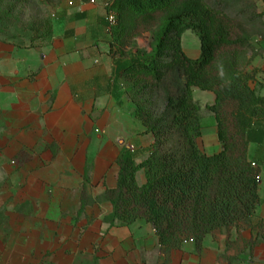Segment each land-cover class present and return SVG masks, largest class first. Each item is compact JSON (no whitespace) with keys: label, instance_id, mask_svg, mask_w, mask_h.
I'll return each mask as SVG.
<instances>
[{"label":"crops","instance_id":"obj_1","mask_svg":"<svg viewBox=\"0 0 264 264\" xmlns=\"http://www.w3.org/2000/svg\"><path fill=\"white\" fill-rule=\"evenodd\" d=\"M107 2L65 0L51 44L0 40V264H264V230L244 231L257 244L229 258L226 241L211 234L201 248L186 241L167 253L146 220L105 221L114 207L103 195L118 185V157L132 150L142 162L154 141L116 80ZM253 43L251 86L264 96V37ZM196 91V101L209 98ZM202 123V150L214 134L220 152L214 115ZM249 157L262 169L257 225L264 220V121ZM137 179L144 184L143 171ZM238 236L233 231L231 241Z\"/></svg>","mask_w":264,"mask_h":264},{"label":"trees","instance_id":"obj_2","mask_svg":"<svg viewBox=\"0 0 264 264\" xmlns=\"http://www.w3.org/2000/svg\"><path fill=\"white\" fill-rule=\"evenodd\" d=\"M34 1L0 0V40L18 47L51 44V17L29 15L25 21ZM38 1L51 5L56 0ZM110 3L108 11L117 17L109 40L116 80L128 85L125 92L135 115L154 141L145 149L149 156L142 162H137L132 150L125 149L118 157V185L103 195L114 207L105 221L120 227L146 220L155 227L167 253L190 240L201 248L211 234L217 241H226L227 257H239L257 244L242 233L264 230V220L253 223L262 202V169L249 157L254 129L264 121V96L251 86L257 71L248 69L255 50L248 26L228 12V0ZM263 16L264 12L251 14V20ZM190 30L201 41L197 59L183 46ZM146 33L154 37L152 52L135 51L137 38ZM22 36L31 45L14 41ZM38 40L46 44H35ZM195 89L216 96L207 107L217 121L222 143L218 153L207 154L200 146L203 123ZM158 98L162 101L159 109ZM140 171L143 185L137 179ZM235 230L239 236L233 242Z\"/></svg>","mask_w":264,"mask_h":264},{"label":"rangeland","instance_id":"obj_3","mask_svg":"<svg viewBox=\"0 0 264 264\" xmlns=\"http://www.w3.org/2000/svg\"><path fill=\"white\" fill-rule=\"evenodd\" d=\"M230 2L228 6V12L233 14L234 16H238L241 21H244L249 28L250 33L252 34L253 39L257 37H264V31H262V27L264 25V16L256 17L251 20V14H259L264 12V0H228ZM211 2H215V0H211ZM65 4V0H56L51 5L41 4L38 0H35L31 3L27 10V16L25 21H28L27 17L31 16H48L53 19V23H58L59 14L62 11V7ZM23 25V24H22ZM20 26L22 29L23 26ZM17 33H22V31H17ZM16 43L24 44L25 46L31 45V43L22 37L14 39ZM24 41V43H23ZM153 41L154 37L151 33H146L141 37H138L136 40V48L135 51L141 49L146 53H151L153 50ZM35 44H46L41 40L35 42ZM183 46L187 54L197 59L201 56V41L199 37L193 31H188L183 37ZM111 48V45H110ZM174 84V83H172ZM128 85H124L127 87ZM196 93H203L202 90L197 89ZM209 98L201 97L200 106H201V117L202 119L208 120L211 112L209 111L207 104L208 102H214L215 95L212 92H206ZM129 97V96H128ZM130 99V98H129ZM158 106L157 108H161V98H158V101L155 102ZM219 141L217 139V135L209 134L207 135L205 142L203 144V150L210 154H215L219 151ZM135 155V153H133Z\"/></svg>","mask_w":264,"mask_h":264},{"label":"built area","instance_id":"obj_4","mask_svg":"<svg viewBox=\"0 0 264 264\" xmlns=\"http://www.w3.org/2000/svg\"><path fill=\"white\" fill-rule=\"evenodd\" d=\"M110 6H111V3L107 2L106 3V8L109 9ZM108 19H109V22H110V26H114V25L117 24V17H116V13L114 11H109ZM254 165H256V163H254ZM190 241H194V240H190Z\"/></svg>","mask_w":264,"mask_h":264}]
</instances>
